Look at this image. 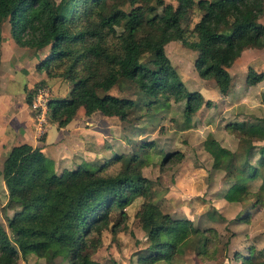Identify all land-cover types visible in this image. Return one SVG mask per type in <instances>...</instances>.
<instances>
[{"label": "trees", "instance_id": "16d2710c", "mask_svg": "<svg viewBox=\"0 0 264 264\" xmlns=\"http://www.w3.org/2000/svg\"><path fill=\"white\" fill-rule=\"evenodd\" d=\"M175 1L176 5L165 0H0V40L2 23L8 20L19 44L34 49L50 46L36 63L37 71L57 76L55 67L67 65L62 74L72 83L68 95L51 96L46 103L47 115L58 128L80 110L124 121L132 110L168 107L182 100V113L189 122L210 100L198 90L186 89L164 51L165 44L178 40L194 51L197 75L212 79L220 94L226 95L232 79L229 67L242 51L264 46V24L258 21L263 0ZM194 13L199 17L190 27ZM244 80L246 85L264 81V71L248 67ZM121 82L132 83L137 103L110 92ZM43 83L38 80L28 90V104L35 86ZM260 101L264 104V86ZM249 137L240 136L246 144L241 152L217 146L210 155L211 167L224 170L230 180L223 194L226 201L242 202L253 196L254 206L264 205V143L256 145L255 136ZM42 148L13 145L2 162L7 204L19 209L7 220V229L0 224V264H17L30 254L44 258L48 252L51 264H121L113 258L97 261L92 253L100 246L104 229L112 235L120 231L127 216L124 208L136 196L143 199L136 217L146 245L135 264H173V256L184 247H192L199 257L209 254L208 230L194 228L190 218L172 216L149 200L151 183L141 172L142 156L148 152L125 157L123 166L112 173L85 162L57 172ZM121 158L115 154L111 161ZM256 179L260 182L252 191ZM115 210L118 219L110 224ZM238 218L247 221L248 215ZM234 257L242 264H264V252L255 253L252 246L245 254L234 252Z\"/></svg>", "mask_w": 264, "mask_h": 264}, {"label": "rangeland", "instance_id": "374dc122", "mask_svg": "<svg viewBox=\"0 0 264 264\" xmlns=\"http://www.w3.org/2000/svg\"><path fill=\"white\" fill-rule=\"evenodd\" d=\"M165 2L176 5L175 0ZM198 17L199 14L194 13L189 22L190 27ZM258 21L264 24V0ZM1 49L2 63L27 69L25 73L18 72L16 78L10 82L11 87L18 92L22 90L24 82L31 84L36 72L39 73L37 79L40 78L41 72L36 71V62L48 54L50 46L34 49L19 44L10 33L8 20H5L1 26ZM164 51L177 69L186 89L203 92L204 98L210 100L209 105L203 104L189 122H186L182 113L183 100L171 102L168 107L132 110L124 121L100 112L85 115L80 110L75 116L76 122L64 130L67 134L62 142L50 145L45 155L54 162L57 172L65 168H75L80 162H85L91 166H103V173H112L123 166L125 157L148 152L142 156L144 161L141 172L151 183L149 200L158 203L163 212L172 216L190 218L194 228L208 230L210 235L207 256L199 257L192 251V247H184L173 256L172 263L242 264L241 259L234 257V252L245 254L248 246H252L255 253L264 252V205L254 206L253 196L242 202L226 201L223 194L230 180L225 177L224 170L211 167L210 155L217 146L241 152L246 145L239 139L242 135L255 136L252 142L256 145L264 143V104L260 101L264 81L246 85L244 80L248 67L264 71V46H252L242 51L240 59L229 67L232 75L231 92L223 103L216 98L220 92L214 81L201 79L197 75L193 67L196 54L194 51L178 40L165 44ZM66 66L60 64L55 67L57 76L47 77L44 72L41 73L43 78L40 80L44 83L35 86L36 91L45 89L48 99L51 96H67L72 83L62 74ZM35 92L32 94L31 103ZM110 92L133 100L138 96L130 82L114 85ZM45 118L49 121L47 114ZM42 131L43 129L38 137L44 134ZM143 144L150 146L146 148ZM177 152L182 154L181 158L175 154ZM115 154L121 156V160L111 161ZM166 154L171 155L164 158ZM2 162L0 159V224L7 229V220L19 207L7 204V193L1 179ZM259 182L257 179L251 182L252 191ZM142 201V197L136 196L124 208L127 216L118 233L112 235L109 229L102 231L101 244L92 253V258L100 262H109L113 258L121 264H135L138 252L146 245L145 233L136 217ZM246 214L247 221L238 218ZM118 215L117 210L111 212L110 224L118 219ZM17 264H51L50 252L44 258L33 254L20 257ZM56 264L63 263L58 261ZM154 264L166 263L158 261Z\"/></svg>", "mask_w": 264, "mask_h": 264}, {"label": "crops", "instance_id": "0c3cea01", "mask_svg": "<svg viewBox=\"0 0 264 264\" xmlns=\"http://www.w3.org/2000/svg\"><path fill=\"white\" fill-rule=\"evenodd\" d=\"M0 52V159L4 160L3 158L6 157L11 146L21 143H29L33 146L41 145L43 146V152L47 154V148L50 145H55V142H62L64 135L67 134L64 130L66 131L69 125L74 123V121L76 122V118H72L65 127L58 128L50 119L49 121L46 120V112L44 114L45 121L39 126L36 112H34L31 106L26 102L25 95L35 82L43 78L42 74L40 73L41 76L38 79L37 76L39 73L36 72V74H33L31 84L27 81L26 83L24 82L22 90L16 92V90L11 87L10 82L16 78L18 72L23 71L25 73L27 69L23 66L16 67L8 65V63H2V49ZM203 88L208 89V87ZM199 89L201 90L202 88ZM230 92L231 88L228 94L222 95L219 93V95H216V98H219L223 103V101H227ZM214 95L213 92V96ZM77 115L78 113L76 116ZM47 118H49L48 115ZM50 128L52 129L49 130ZM39 129H43L44 131V134H42L43 140H39L40 136L38 137V134L41 131H39ZM67 146L65 147L66 149ZM71 148H73L72 145ZM2 186L5 187L3 180Z\"/></svg>", "mask_w": 264, "mask_h": 264}, {"label": "built area", "instance_id": "2783aa9c", "mask_svg": "<svg viewBox=\"0 0 264 264\" xmlns=\"http://www.w3.org/2000/svg\"><path fill=\"white\" fill-rule=\"evenodd\" d=\"M36 95L31 103V108L36 112L39 126L44 123V114L47 112L48 93L45 89H37ZM41 130V129H39Z\"/></svg>", "mask_w": 264, "mask_h": 264}]
</instances>
